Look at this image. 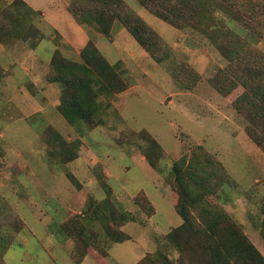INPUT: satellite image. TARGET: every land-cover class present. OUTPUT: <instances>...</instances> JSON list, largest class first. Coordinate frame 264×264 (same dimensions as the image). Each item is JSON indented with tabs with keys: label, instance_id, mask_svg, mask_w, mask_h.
<instances>
[{
	"label": "rangeland",
	"instance_id": "374dc122",
	"mask_svg": "<svg viewBox=\"0 0 264 264\" xmlns=\"http://www.w3.org/2000/svg\"><path fill=\"white\" fill-rule=\"evenodd\" d=\"M122 1L159 35L156 45L152 38L149 44L152 50L161 49L160 70L171 76L172 68L177 66L172 75L181 78L185 85L200 75H209L221 92L231 87L229 93L218 91L221 95H229L233 101L242 93V86L231 76L234 67L227 63L225 48L220 51L212 39L218 30L230 29L234 36L264 54L263 35L256 38L253 22L247 29L242 27V18L247 20L250 8H257L250 3L261 4L264 0H208L206 7L199 0H169L179 9L167 12L170 19L184 25L197 15L202 22L214 24L207 31L193 23V28L175 29L137 0ZM77 4L85 7L86 3L77 0ZM167 6L168 3L164 7ZM16 12L0 0V24L6 23L9 13L12 16ZM38 21H42L40 13L26 16L25 12L21 23L6 25L3 31L9 30V37L23 31L22 35L29 34L30 44L38 38ZM87 25L91 28L89 41L103 49L110 34L106 36L93 24ZM127 36L131 45L123 43V49L117 46L113 50L110 43L104 47L107 61L119 63L126 88L117 96L116 92L98 89L96 124L67 123L55 108L60 95L54 90L46 93L48 100L55 99L54 103L40 110L38 106L45 104L46 96L32 83L17 88L20 93L27 90L21 95L9 92L12 85H0V214L11 238L3 264H134L144 254L158 250L172 261L177 260L178 253L165 239L170 228L181 222L175 211L179 189L173 165L181 164V159L188 160L194 153L204 157L198 145L219 162L213 165L222 169L228 182L208 199L228 213L264 256V151L247 135L242 114L232 105L234 111L226 115L230 122L216 120L218 129L213 123L192 122L193 118L185 115V106L203 116L211 111L200 105L190 107L186 101L191 97L183 93L188 91L177 89L170 79L161 84L164 73L161 77L149 71L147 64H154L152 57ZM54 41L60 50L64 46V53L58 47L54 49V43L44 37L33 49L41 58L39 63L46 79H50L48 71L54 51L70 60H81L80 55L65 47L61 36L56 35ZM228 41L224 47L233 51L235 47ZM23 43L18 57L28 56L33 64L36 55L23 54L28 48V43ZM127 59L133 60L127 67L130 70L124 67ZM2 71L0 67V76L4 75ZM162 96L165 102L172 99L180 107L162 103ZM34 100L39 105L34 106ZM151 138L160 153L155 167L145 158L148 155L156 160L158 154L152 145L148 147ZM145 147L148 148L144 151ZM216 178L219 182L220 178ZM109 204L124 211L129 221L107 216ZM114 237L119 241H113ZM124 237L129 240L121 241Z\"/></svg>",
	"mask_w": 264,
	"mask_h": 264
},
{
	"label": "trees",
	"instance_id": "16d2710c",
	"mask_svg": "<svg viewBox=\"0 0 264 264\" xmlns=\"http://www.w3.org/2000/svg\"><path fill=\"white\" fill-rule=\"evenodd\" d=\"M83 1L86 3L85 7H80L77 0H72L69 6V11L78 22L93 24L99 32L107 36L110 34L113 21L118 20L154 61L161 62L163 59L161 49L159 51H157L158 49L152 50V46L149 44V40L152 38L153 45H156L160 38L159 35L138 15L129 10L122 0ZM137 1L151 14L175 29L193 28L191 23L194 27L204 28V31L213 28L214 24L202 22L197 15L193 16V20H188L189 23L185 22L184 25L178 20L170 19L167 12L179 9L176 5H170L169 0ZM199 2L202 7H206L209 3L208 0H199ZM166 3H168L167 8L164 7ZM72 4L74 5L72 6ZM250 5L257 8H250L252 12L246 17L247 20L242 18L245 20V25L242 27L246 28L253 22L252 27H255L256 38L263 35L264 39V2L261 4L250 3ZM8 7L17 10V12L12 16L9 13L6 16V23L0 24V42L3 44H9L16 37L14 35L9 37L8 28H6V32L3 31L6 25L9 27L16 26L15 23H21L25 12L26 16H29V13H38L32 11L22 0H14ZM163 7L164 10H161ZM23 8L25 12L22 11ZM217 32L219 34L216 35L214 32L212 37L214 44L220 51L225 48L226 54L224 55L229 56L227 63L230 67H234L231 76L243 88L242 93L232 101V105L245 119V131L249 138L264 151V54L255 49L251 43L234 36L230 29ZM27 35L24 37L26 38ZM228 39L235 47L233 51L224 47L225 43H229ZM240 56H246L248 59L242 60ZM80 58V61H73L61 55L60 52L54 51L50 60L48 76L50 81L58 82L61 86L60 102L56 109L66 122L71 125L79 121L96 124L98 89L102 88L105 91L110 90L117 93L126 88V83L121 74L119 63L110 64L91 41H88L82 48ZM176 68L177 66H174L171 71L174 73ZM172 72L173 80L182 88L191 87L200 77L190 85H185L181 78H174ZM211 83L217 91L221 92V88L215 85L214 79L211 80ZM230 89L222 90V92L229 93ZM150 145H152V150L155 149L158 152L156 160L148 155H145V158L151 167H155L160 159L159 146L153 138H151L148 147ZM148 147H145L144 151ZM197 148L202 151L204 157L194 153L188 160L181 159V164L176 162L173 165L175 182L179 189L175 211L182 222L178 226L170 228L165 239L167 245L178 253V259L172 261L158 250L153 254L145 255L135 264H264V256L250 242L242 229L223 208L208 199L215 190L227 186L228 182H225V176L220 172L222 169H217L213 165L217 166L219 162L210 157L201 145H198ZM216 176L220 178L219 182H217ZM229 179L228 177V181ZM106 208L109 211L107 216L111 215L112 218H118L123 222L129 221L128 215H124V211L115 205L109 204ZM8 231L4 227L0 214V264H3V255L11 243ZM70 235L72 234L70 233ZM127 239L128 237H124L121 241ZM113 241H119V239L115 240L114 237Z\"/></svg>",
	"mask_w": 264,
	"mask_h": 264
},
{
	"label": "crops",
	"instance_id": "0c3cea01",
	"mask_svg": "<svg viewBox=\"0 0 264 264\" xmlns=\"http://www.w3.org/2000/svg\"><path fill=\"white\" fill-rule=\"evenodd\" d=\"M2 1L6 5H9L14 0H2ZM22 1L32 11L40 13L42 17V21H38L36 24V28L39 30L38 38H35L34 40L32 39L29 44L27 41L30 39L29 35H27V38L25 39L24 35H22V33L24 32L20 31L21 34L17 33L15 39L11 41L9 44H3L2 42H0V67L4 69V71H2L4 75L0 76V85H7V86L12 85V87L9 89V92L14 93L16 91L18 92V94L21 95V94H26L27 90L26 89L21 90V93H20L19 91H17V88L21 86L24 87L23 84L26 82L32 83L34 86L38 87L39 92H41L44 96H46L45 104L39 105V103L34 100V106L39 105L38 109L43 110L48 104L54 103V100H55V99L48 100V95L46 94L47 91L51 89V90H54L55 93L60 95L61 86L58 82L50 81L48 78L47 79L44 78L43 68H42L41 63H39V60H41V58L35 51H33V49H35L36 44H38V42L43 37L50 39L54 43V49H56L57 47L59 49V46L54 41V39L56 38V35H58V36H61L66 42V45H67L65 46L66 48L68 47L71 51H74L78 55H80L82 48L90 40L91 28L87 24L78 22L72 15V13L69 11V6L72 0H22ZM127 34L129 33L126 30V28L121 24V22L118 20H114L112 23L111 29H110V35H109L110 37L108 39V43H110V47H112L113 50H116L117 46L123 49V43L124 44L128 43L131 45L130 38L127 36ZM23 42L28 43L27 44L28 48L27 50H25L23 54L27 53V55H30V54L36 55V58L33 64L27 58L28 56L25 57L24 55H22L18 57L17 51H18V48L24 44ZM108 43L103 44V49L98 48L101 51V53L104 54L105 56L104 58L106 60H107V55L104 53V47L107 46ZM23 47H26V46H23ZM60 47H61V50L60 49L59 50L64 53L65 52L64 46L63 47L60 46ZM12 59L14 60L12 61ZM151 60L153 61L154 64H150V63L147 64V65H150L149 71L158 73L161 75V77H162V73H164L165 78L164 79L163 77L160 78L161 84L163 83V81L167 83L168 80L170 79L169 81H171V83L174 84L175 87L177 86L176 87L177 89L188 91V92H183V93H185L188 97H191L190 100L186 101L187 103L191 104L190 107H192V105H198V106L200 105L202 109H208L209 111H211L209 115L203 116L195 112L194 109L189 110L188 106H185V103H183L182 108L187 107L185 108L186 109L185 115H187V117L189 118L190 117L193 118L194 120L191 119L192 122H195L198 125L203 124V123H211V124L213 123L212 126L214 128H217V125H215L216 120L224 121V122H226L227 120L228 122H230L229 120L231 119H227L226 115L228 116L229 113L231 114V112L234 111L232 108V104H231L232 99L231 97H229V95L227 96L221 95L214 88V86L211 83V77H209V75L204 76V77L200 75L198 80L191 87H187V88L184 87L183 89L182 87H180L178 84L175 83V81L170 76L169 72L161 71L163 69L162 65L154 61L152 58ZM131 61L133 60L127 59L124 62L125 63L124 67L126 69H129L127 67H128V64L130 66ZM17 63H19V68H18L19 70L16 68ZM109 63L115 64L116 61H112V63L111 62ZM8 68H9V72H7ZM146 71L143 73H146ZM46 72H47V68H46ZM151 82L152 84H156L154 80H152ZM161 84H158L157 86H160ZM58 85H59V88H58ZM13 86H16V87H13ZM127 90L129 89H126V91ZM180 93L181 92H178V94ZM117 94L119 93H115L116 96ZM178 94H175V95H178ZM167 97H170V95H168ZM163 98L164 96H162V100ZM59 102H60V99L58 103L56 104V106L59 104ZM162 103H167V105L170 107L172 106L175 108L180 107V105L172 99H168L166 102L163 100ZM229 105L231 107H229ZM203 119H205L204 122L202 121ZM140 259H138V261Z\"/></svg>",
	"mask_w": 264,
	"mask_h": 264
}]
</instances>
